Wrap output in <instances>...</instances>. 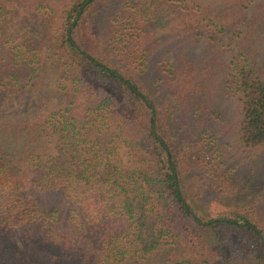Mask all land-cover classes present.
Here are the masks:
<instances>
[{"label":"trees","instance_id":"16d2710c","mask_svg":"<svg viewBox=\"0 0 264 264\" xmlns=\"http://www.w3.org/2000/svg\"><path fill=\"white\" fill-rule=\"evenodd\" d=\"M183 1L0 0V134L49 144L0 149V264H213L209 232L221 264H264V0ZM172 33L231 48L178 54L145 83ZM226 96L233 142L210 116Z\"/></svg>","mask_w":264,"mask_h":264},{"label":"rangeland","instance_id":"374dc122","mask_svg":"<svg viewBox=\"0 0 264 264\" xmlns=\"http://www.w3.org/2000/svg\"><path fill=\"white\" fill-rule=\"evenodd\" d=\"M58 1L59 0H53V2ZM187 1L188 0H184L183 2ZM197 2H200V0H197ZM185 36L189 39V34ZM191 36L193 37L190 38V40H187L180 34L172 33L171 35L163 36L161 40L157 41L156 44L152 46L149 57V74L143 79L145 80V83L148 82V79L151 80L154 77V72H156L157 68L160 67L161 69V67L167 66L168 62H172L178 57V54L180 55L185 53L189 56H193L197 60H200L201 56L207 53L209 47L214 48L216 53L220 49L221 51H229L227 48H231L228 41L230 33L215 35V38H210V36L208 37L207 35H202L201 33H194ZM216 53H214V57H212V59L216 58ZM227 53L229 55V52ZM160 90H163V87H161ZM154 91L157 92L158 89L154 88ZM155 96H158L156 102L166 114L167 110L169 111V107L168 104L163 103V94L157 93ZM235 108L236 106L233 96H226L216 101V105L214 106L215 112H212L210 115L215 123L214 129L217 131V134H223L225 137L221 138L222 140L233 142V134L230 133L228 136H226V134L228 133L227 130L229 123L233 122L234 116H236ZM231 131H233V129ZM33 145H36L37 149L40 147L43 148V145L49 146L47 143L41 144L40 139L37 141H34L31 138L13 140L12 137L0 134V149L10 152L5 155V158L11 157L13 161H16L18 158L23 156L22 154L24 150ZM116 159L124 168L133 167L134 160L128 156L127 149L121 144L117 147ZM187 197L198 212L207 214V216L216 215L222 210L221 205L224 203L223 199L208 191L203 192L199 197V200H196L190 193L188 194V192ZM206 237L207 243L214 254V257H212L214 258L213 264L223 263L225 258L224 256L226 254V247L219 240L217 232H209ZM75 249L76 247H70L68 250H64V252L69 256V254H72ZM68 258L69 257H66L65 260L63 258V260L69 261ZM136 260L141 264H161L159 256H149L147 260H144L142 257H138Z\"/></svg>","mask_w":264,"mask_h":264}]
</instances>
